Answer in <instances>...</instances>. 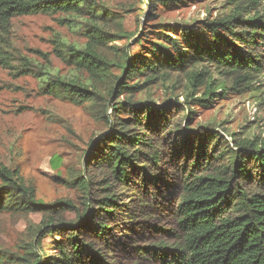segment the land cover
I'll use <instances>...</instances> for the list:
<instances>
[{
    "label": "rangeland",
    "instance_id": "obj_1",
    "mask_svg": "<svg viewBox=\"0 0 264 264\" xmlns=\"http://www.w3.org/2000/svg\"><path fill=\"white\" fill-rule=\"evenodd\" d=\"M94 1L106 10L97 25L109 34L104 36L105 43L95 44L104 58V63L98 64L102 68L98 75V70L93 73L78 69L54 51L59 42L80 49L92 42L89 34L93 29L86 15L76 17L63 11L19 15L12 19L9 32H2L4 38L0 37V41L10 43L13 66L26 58L33 64V73L18 75L14 67L0 66V164L11 167L33 186L37 199L50 205L62 202L53 206L52 210H56L51 215L53 224H57L53 230L60 229L63 235L85 222L60 224L62 220H75L78 212L84 210V193L66 182L73 181L83 169L93 176L89 194L95 214L101 206L98 200L109 196L104 188L110 185L118 206L109 221L112 227L108 240L84 227L80 228L81 235L100 249L102 264H160L161 255L172 256L170 250L163 251L161 247L172 248L182 237L177 207L184 192V171L197 158L195 152L189 154L181 145V136L175 129L188 128L196 138L206 132L204 128L220 132L222 138L212 159L208 157L211 150L208 159L201 158V171L225 164L227 155L220 153L235 148V141L264 143V70L237 80L236 75L219 73L207 61L202 65L192 61L184 70H167L166 75L154 78L148 77L151 73L147 72L130 75L121 66L126 57L132 58L138 52L151 58L148 52L155 43L174 52L163 34L178 38L181 46H185L182 36L189 29L204 40H211L207 23L239 13L244 19L264 15V0H170L166 7L157 0ZM262 19L264 22V16ZM235 30L245 29L236 26ZM254 50L264 65V45H256ZM191 51L189 54H193ZM40 68L66 80H81L88 84L90 92H96V100L76 104L44 91V83L37 75ZM193 70H208L204 83H190L188 75ZM125 81L134 88L110 95L114 86L118 89ZM206 81L214 91L209 96L204 94ZM221 84L226 88L219 87ZM168 100L173 103L167 117L155 132L147 133L160 149V164L152 172L159 175L158 179L132 175L137 184L125 186L116 182L105 166L92 163L88 167L87 157L97 138L110 132L107 119L114 118L115 103L161 104ZM195 142L197 146L199 142ZM175 148H180V152ZM238 178L248 189H257L255 172L250 178ZM44 216L43 212L0 213V264H28L35 257L33 251L40 261L42 253L55 254L53 234L40 228ZM99 218L95 217L97 221ZM55 238L60 239L61 235L57 233ZM86 259L90 264L91 255Z\"/></svg>",
    "mask_w": 264,
    "mask_h": 264
},
{
    "label": "trees",
    "instance_id": "obj_2",
    "mask_svg": "<svg viewBox=\"0 0 264 264\" xmlns=\"http://www.w3.org/2000/svg\"><path fill=\"white\" fill-rule=\"evenodd\" d=\"M168 1L170 0H157L165 7ZM100 7L94 0H0V37L4 38L2 32H9L15 16L57 11L76 17L86 15L91 23V30L93 29L89 34L92 42L83 49L59 42L54 51L58 57L71 62L78 69H86L93 73L94 70H98L96 72L98 75L102 69L98 64L104 63V58L96 50L95 44L105 43L107 39L104 36L109 35L97 25V20L106 13L104 7ZM263 16L256 15L244 19L239 13L228 19L209 22L206 28L210 31L211 40H204L189 29L182 36L185 46L180 45L178 38L173 39L169 34H163L169 39L168 43L174 52L169 47L155 43V50L148 52L151 58L138 52L133 54L132 58L126 57L121 68L127 70L130 75L147 72L151 73L148 77L157 78L166 75L167 70H184L192 61L199 65L207 61L219 73L236 75L237 80L248 78L264 70L263 61L254 50L256 45H264ZM236 26L244 27L245 30L236 31ZM237 42L243 43L244 46L238 45ZM9 48L10 43L0 41V66L5 68L14 67V58ZM189 50H192L193 54H189ZM32 65V62L25 58L14 68L18 75L29 74L33 73ZM206 73L208 70L199 72L193 70L188 79L190 83L200 81L202 84ZM37 75L44 83L42 86L44 91L73 103L82 104L97 98L96 92H90L88 84L79 79L66 80L44 68H40ZM123 83L119 84L118 89L114 86L110 90V95L114 92L122 94L125 89L134 88L126 81ZM206 86L204 94L208 96L213 94V87L207 81ZM219 87L226 88L224 84ZM172 103V100L161 104L147 101L115 103L114 118L107 119L110 132L97 138L87 157L88 167L92 163L105 166L114 180L125 186L137 184L132 180L136 176L158 179L159 175L152 172L160 164V149L157 142L147 133L158 129L157 126L167 117ZM204 129L206 132L199 134L197 138L191 136V130L188 128L175 129L176 134L181 136V145L189 154L195 152L197 158L192 160L190 168L184 171L186 173L183 181L184 192L177 207L182 237L180 242L172 245V248L161 247L163 251L170 250L172 256L169 258L167 255H161L160 264H264V143L258 144L252 140L235 141V148L229 147L220 153V156L227 155L225 164L220 168H206L201 171L199 169L204 164L202 156L207 158L211 150L208 157L212 159L222 138L220 132L212 128ZM195 139L199 142L197 146ZM175 149L178 153L181 150ZM207 164L211 165L209 160ZM254 172L258 177V187L256 190H250L243 186L238 177L247 179ZM0 180L2 181L0 213L43 212L45 216L40 228L50 231L57 245L55 254L42 253L41 261L33 251L31 254L35 257L30 259L28 264H88L86 257L89 258V255L92 259L90 264H102L104 258L100 249L85 240L80 228H87L97 237L108 240V230L112 227L109 221L118 206L110 185L104 188L109 192V196L98 200L101 206L98 214H95L89 194L93 176L86 174L83 169L73 181L66 182L68 185L78 186L84 193V210L78 212L75 220L68 222L62 220L60 224L72 226L85 222L80 228L63 235L60 229L53 230L57 224H53L54 218L51 215L56 210H52L53 206L62 202L50 205L37 199L35 188L28 185L15 170L5 164H0ZM67 205L75 207L70 203ZM88 210L91 211L89 214ZM95 217H100V221ZM125 231L130 229L126 228ZM57 233L61 235L60 239L55 238Z\"/></svg>",
    "mask_w": 264,
    "mask_h": 264
}]
</instances>
